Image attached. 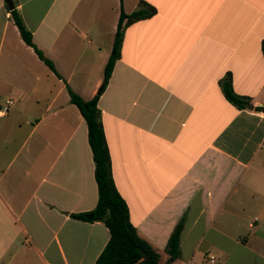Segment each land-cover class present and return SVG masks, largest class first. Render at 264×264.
<instances>
[{"label": "crops", "instance_id": "crops-1", "mask_svg": "<svg viewBox=\"0 0 264 264\" xmlns=\"http://www.w3.org/2000/svg\"><path fill=\"white\" fill-rule=\"evenodd\" d=\"M126 27L108 86L122 10ZM10 3L60 77L22 39ZM264 0H0V264H95L103 222L88 127L68 86L99 95L112 175L170 264H264ZM249 105L230 102L222 83ZM253 107V110L249 109ZM215 256L211 263L209 256Z\"/></svg>", "mask_w": 264, "mask_h": 264}, {"label": "trees", "instance_id": "trees-1", "mask_svg": "<svg viewBox=\"0 0 264 264\" xmlns=\"http://www.w3.org/2000/svg\"><path fill=\"white\" fill-rule=\"evenodd\" d=\"M155 14V7L144 1L140 2L138 10L130 15L122 10L115 37L114 54L105 67L102 90L108 86L115 63L120 57L126 27L151 18ZM11 15L24 42L32 47L40 60L60 77L54 64L34 44L32 33L25 27L19 13L13 9ZM222 86L226 98L236 107L245 109L249 105L247 99L234 92L230 76L223 81ZM67 88L72 104L78 107L88 127L89 144L93 153L95 178L98 186L96 208L89 214L73 215V217L84 220L88 216H92L91 221L103 222L110 231V241L95 264H162L160 251L144 240L130 221L128 205L114 182L110 152L101 121L102 113L98 105L100 96L96 95L91 100L86 101L73 92L69 86ZM262 110L264 111V109ZM184 228L185 220L182 219L169 238L165 249V253L168 255L167 264L176 261L181 255L180 245ZM141 250L148 255L147 260L143 259Z\"/></svg>", "mask_w": 264, "mask_h": 264}, {"label": "built area", "instance_id": "built-area-1", "mask_svg": "<svg viewBox=\"0 0 264 264\" xmlns=\"http://www.w3.org/2000/svg\"><path fill=\"white\" fill-rule=\"evenodd\" d=\"M13 105H14V101L12 100L7 101V103L0 108V115H6ZM209 260L211 263H215L216 258L215 256L212 255V256H209Z\"/></svg>", "mask_w": 264, "mask_h": 264}, {"label": "rangeland", "instance_id": "rangeland-1", "mask_svg": "<svg viewBox=\"0 0 264 264\" xmlns=\"http://www.w3.org/2000/svg\"><path fill=\"white\" fill-rule=\"evenodd\" d=\"M27 253H29V258L28 259H30L31 261H32V263L31 264H38V261L37 260H35L30 254V251L28 250V249H24ZM250 259H249V257H245V258H242V264H249L250 262ZM228 264H234V259H231L229 262H228Z\"/></svg>", "mask_w": 264, "mask_h": 264}, {"label": "water", "instance_id": "water-1", "mask_svg": "<svg viewBox=\"0 0 264 264\" xmlns=\"http://www.w3.org/2000/svg\"><path fill=\"white\" fill-rule=\"evenodd\" d=\"M10 9H12V10L14 9L12 3H10ZM100 94H101V90L98 92V95H100ZM249 109L250 110H253V107L252 106H249ZM89 218L92 219V216H90ZM141 254H142L144 260H147L148 259V255L143 250H141Z\"/></svg>", "mask_w": 264, "mask_h": 264}]
</instances>
